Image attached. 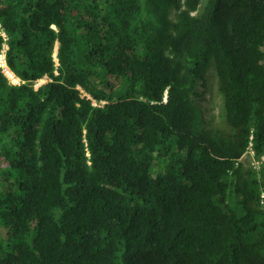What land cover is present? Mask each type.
Wrapping results in <instances>:
<instances>
[{
	"label": "trees",
	"instance_id": "obj_1",
	"mask_svg": "<svg viewBox=\"0 0 264 264\" xmlns=\"http://www.w3.org/2000/svg\"><path fill=\"white\" fill-rule=\"evenodd\" d=\"M0 30V264H264V0H0ZM210 61L227 134L195 129Z\"/></svg>",
	"mask_w": 264,
	"mask_h": 264
},
{
	"label": "rangeland",
	"instance_id": "obj_2",
	"mask_svg": "<svg viewBox=\"0 0 264 264\" xmlns=\"http://www.w3.org/2000/svg\"><path fill=\"white\" fill-rule=\"evenodd\" d=\"M173 15L174 12L172 13V16ZM0 32L3 33L1 30ZM7 80L11 84L20 83L19 80L14 76L13 78L9 76ZM48 81V78H43L42 80L36 82L34 84V87L38 88L40 85ZM197 91L199 95L195 100L197 106V120L195 123L196 131L205 132L209 135H211L212 132H222L226 134L230 133V129L225 123L223 97L218 89L217 75L213 62H209L206 73L203 77V81L199 84ZM83 96L86 95L83 93ZM94 104L95 106L103 105V103ZM233 132L234 131H232V133ZM240 164L242 166V175L246 178L250 170H255L256 172H258L260 167L264 166V157L258 160L254 157V154L251 151H248L242 157ZM231 206L235 210L240 212V208L238 207V205L235 204L234 201L231 203ZM262 209H264V201L262 203ZM0 238L7 241L5 231L1 224Z\"/></svg>",
	"mask_w": 264,
	"mask_h": 264
},
{
	"label": "built area",
	"instance_id": "obj_3",
	"mask_svg": "<svg viewBox=\"0 0 264 264\" xmlns=\"http://www.w3.org/2000/svg\"><path fill=\"white\" fill-rule=\"evenodd\" d=\"M0 35L6 41V36L4 35V33H1L0 32ZM6 49H7V47H6V45H4V47H3V49H2V51L0 53V69H1L2 74L8 79L9 76L13 78L14 75L12 74V72L9 70V68L6 65V61H5V52H6ZM93 105H95V104L93 103Z\"/></svg>",
	"mask_w": 264,
	"mask_h": 264
}]
</instances>
